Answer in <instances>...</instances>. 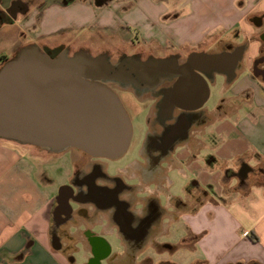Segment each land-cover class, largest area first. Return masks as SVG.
<instances>
[{"label": "crops", "instance_id": "crops-1", "mask_svg": "<svg viewBox=\"0 0 264 264\" xmlns=\"http://www.w3.org/2000/svg\"><path fill=\"white\" fill-rule=\"evenodd\" d=\"M13 2L0 20V59L26 44L64 46L122 27L146 38L154 56L239 50L240 59L232 72H214L209 122L177 150L179 175L190 171L195 191L158 198L164 217L142 247L106 228L55 236L53 186L0 139V264H264V0H0V12Z\"/></svg>", "mask_w": 264, "mask_h": 264}, {"label": "water", "instance_id": "water-1", "mask_svg": "<svg viewBox=\"0 0 264 264\" xmlns=\"http://www.w3.org/2000/svg\"><path fill=\"white\" fill-rule=\"evenodd\" d=\"M239 59L238 50L235 55L193 52L183 64L135 56L112 63L105 54L86 50L70 55L62 45H23L0 65V139L118 158L129 146L132 124L111 83L153 88L176 77L165 93L167 105L198 109L208 98V79L214 72H232Z\"/></svg>", "mask_w": 264, "mask_h": 264}, {"label": "flooded vegetation", "instance_id": "flooded-vegetation-1", "mask_svg": "<svg viewBox=\"0 0 264 264\" xmlns=\"http://www.w3.org/2000/svg\"><path fill=\"white\" fill-rule=\"evenodd\" d=\"M11 12V9L4 14L0 12V20ZM67 49L70 55L85 50L80 48L70 53V49ZM226 50L233 49L226 47ZM193 52L199 50H191L183 58L178 52H168L160 57L183 64ZM134 56L144 61L159 57L152 54L145 58L139 54ZM260 72L264 76V70ZM214 75L208 79L209 88L215 81L216 74ZM175 80L176 77L153 88L137 87L134 84L126 87L118 83L110 84L112 87L119 86L122 91L132 95L135 103L133 101L127 108L124 106L129 108L130 120L132 114L142 115L146 122L145 139L133 157L123 159L127 150L120 157L110 159L93 156L74 147L60 151L37 147L48 158L65 160L68 167L58 190L52 194L50 230L55 236L58 233H70L76 228H106L132 238L138 247H142L149 232L159 231L165 209L159 205L158 198H165L169 194L171 199V188L178 175L182 174L177 166V150L186 142L193 145L198 129L209 122L204 109L206 102L198 109H181L175 106L170 109L164 97L169 88L173 89ZM192 158L190 156V160ZM211 159L207 155L205 161L209 162ZM239 172L243 175L244 169ZM187 173L189 181L183 191L192 195L197 180L191 177L190 171ZM168 178L174 182L170 183ZM138 198L146 200L145 203L138 202ZM91 243L97 254L102 253L96 241L91 239Z\"/></svg>", "mask_w": 264, "mask_h": 264}, {"label": "rangeland", "instance_id": "rangeland-1", "mask_svg": "<svg viewBox=\"0 0 264 264\" xmlns=\"http://www.w3.org/2000/svg\"><path fill=\"white\" fill-rule=\"evenodd\" d=\"M88 32V30H85L82 31L81 34L84 33V35H87ZM131 36L132 40H130ZM135 36H137V34H132L131 32L129 33V31L125 27H122L118 31H107L106 34L102 35V38H100L99 36L88 34L85 38H80V40L66 41V44L64 46L70 49V53L80 48H83L92 55L105 54L106 56H108L112 63L120 61V59L125 56H134L136 54H139L142 58L147 57L148 54H150V50H152V47H148V42L146 41V38H143L141 36L136 38ZM40 46L44 45L42 44ZM172 52H178V54H180V57L183 58L185 57L187 50L174 49ZM154 55H158V51H155ZM161 55H164V52ZM156 58L161 57L159 56ZM113 88L116 90V93L118 94L123 105L126 108L127 105L130 106V103L134 101L132 99V95L128 92L122 91L119 86H114ZM210 104L211 100L209 101L208 98L204 106ZM126 111L129 114V108L126 109ZM131 122L132 136L126 155L123 159H125L126 157H133L135 155L138 148L142 145L145 139V131L147 130L146 122L142 115L134 116L132 114ZM6 142L16 146V148L19 150L22 149L25 152L24 162H27L28 165H30V167L32 168V170L38 173L40 179H44L49 182L51 186H53V191L58 190L59 184L63 181L62 178L68 171L67 163L65 160H55L52 158H48L47 155L41 150H39L40 153H34L35 147L31 145H22L14 141L8 140H6ZM180 180H183V178L175 180V184L171 188V192H175L177 194L182 193V190L186 183L189 181V179H184L181 182ZM110 239L112 248L118 249L116 239L113 237H111Z\"/></svg>", "mask_w": 264, "mask_h": 264}, {"label": "trees", "instance_id": "trees-1", "mask_svg": "<svg viewBox=\"0 0 264 264\" xmlns=\"http://www.w3.org/2000/svg\"><path fill=\"white\" fill-rule=\"evenodd\" d=\"M98 1H103V2H104V1H106V0H98ZM6 59H7V58H2V59H0V60H1V64H2ZM1 64H0V65H1Z\"/></svg>", "mask_w": 264, "mask_h": 264}]
</instances>
